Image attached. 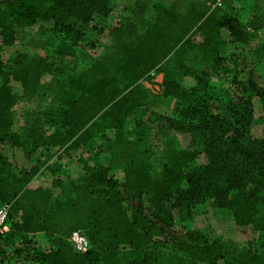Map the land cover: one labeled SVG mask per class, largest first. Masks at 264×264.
<instances>
[{
  "label": "trees",
  "instance_id": "1",
  "mask_svg": "<svg viewBox=\"0 0 264 264\" xmlns=\"http://www.w3.org/2000/svg\"><path fill=\"white\" fill-rule=\"evenodd\" d=\"M237 1L137 2L139 14L148 12L142 25H118L92 64L51 80L49 93L61 122L47 135L36 120L24 128L14 125L17 97L11 82L30 96L56 64L18 52L5 59L4 48L15 41L11 21L53 35L62 58L73 53L80 25L109 15V0H0V206L9 205L0 264H264V245L261 252H250L176 230L178 221H189L200 207L226 210L239 226L264 213V139H248L254 98L264 112V81L247 59L220 54L227 41L223 33L235 45L251 37L229 13ZM248 1L254 18L264 13V0ZM246 26L253 31L261 24L253 19ZM197 35L202 42L192 41ZM246 69L243 82L239 76ZM156 74L164 76L161 96L140 85ZM213 77L216 87L209 83ZM168 97L174 105L166 127L190 134L203 147L206 164L190 168L201 154L195 147L179 149L167 141L155 156L146 139L125 137L139 108ZM96 126L102 135L111 133L96 152L106 163L65 186L53 178L64 168L62 156L87 146ZM38 153L45 155L49 187L30 186L42 168L33 160ZM76 230L88 239L85 253L69 243Z\"/></svg>",
  "mask_w": 264,
  "mask_h": 264
},
{
  "label": "rangeland",
  "instance_id": "2",
  "mask_svg": "<svg viewBox=\"0 0 264 264\" xmlns=\"http://www.w3.org/2000/svg\"><path fill=\"white\" fill-rule=\"evenodd\" d=\"M142 1H146L143 3L145 5L146 3H154L152 0H109V6L112 9L109 15L107 17H95L91 22L80 25L81 37L79 42L71 55L62 58L56 54L57 41L53 35H41L35 28L16 25L14 21H11L15 31V41L11 47L4 48L3 57L5 59L12 52H18L24 54L28 59L36 61L43 59L56 64L53 75L41 78L38 88L30 96L24 95L20 83L11 82L12 92L17 97L14 107V125L17 128H24L28 123L36 120L47 135H50L55 129H60L61 117L57 112V103L49 93L48 85L51 80L61 72L63 74L78 72L92 64L110 44L112 32L118 25L125 21H134L138 25H142L144 19L148 17V12L143 11L139 14L140 10L136 4ZM173 1L165 0V4L169 6ZM251 8L252 4L248 0L234 3V10L229 11V13L243 24L244 30L251 33V37L246 39V44L235 45L229 42L227 32L223 33V38L227 41L220 48V54L225 57L237 54L238 57L247 59V62L252 64V67L264 81V13L258 14V18H254ZM253 19L258 21L261 26H257L252 31L249 26H246V23L250 24ZM192 41L200 43L203 41V37L197 35ZM192 66L197 70L201 68L198 64ZM248 71L249 69H246L245 73L239 76L243 82ZM178 80L181 81V78L179 77ZM163 83V74H156L155 76L150 75L145 81H141L140 85L149 95L161 96L164 95ZM209 83L216 87V77L210 78ZM237 91L238 88L234 87V94ZM156 102L150 100L152 107L139 108L135 112L127 123L125 137L131 141L138 138L146 139L155 156L161 155L163 146L167 141H172L175 147L179 149H193L195 147L200 150L201 154L190 164V168H197L206 164L207 160L203 154V147L195 144V140L191 138L190 134L170 130L165 125L166 120L172 114L174 99L168 97L161 101L160 105L154 106ZM253 104L254 115L248 139L262 140L264 139L263 107L257 98L253 99ZM154 117L157 121H150ZM97 127L90 128L93 137L87 146L69 150L67 154L62 156L64 168L53 178H59L65 186H72L80 181L87 169L106 163V157L97 156L96 152H98L101 144L104 145L105 138L111 137V133L104 132L102 135V133L97 132ZM33 160L39 162L42 168L30 186L32 188L49 187L52 177L43 167L45 155L38 153ZM113 175L117 179L121 180L122 178L120 173H113ZM176 230L180 233L197 232L210 241L259 253L264 245V213H260L253 222L250 221L245 226H239L226 210L200 207L189 221L183 223L178 221ZM37 239L45 243L43 238L38 237Z\"/></svg>",
  "mask_w": 264,
  "mask_h": 264
},
{
  "label": "built area",
  "instance_id": "3",
  "mask_svg": "<svg viewBox=\"0 0 264 264\" xmlns=\"http://www.w3.org/2000/svg\"><path fill=\"white\" fill-rule=\"evenodd\" d=\"M221 0H216V5L220 6ZM8 218H9V205L4 204L0 206V235L8 232ZM69 243L77 253H85L90 245L86 235L80 231L76 230L70 234Z\"/></svg>",
  "mask_w": 264,
  "mask_h": 264
},
{
  "label": "crops",
  "instance_id": "4",
  "mask_svg": "<svg viewBox=\"0 0 264 264\" xmlns=\"http://www.w3.org/2000/svg\"><path fill=\"white\" fill-rule=\"evenodd\" d=\"M38 237H39V238H42L41 236H38ZM38 237H37V238H38Z\"/></svg>",
  "mask_w": 264,
  "mask_h": 264
}]
</instances>
